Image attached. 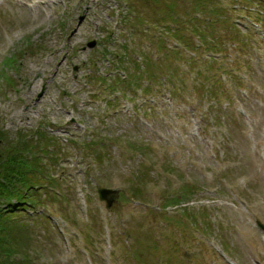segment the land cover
Returning <instances> with one entry per match:
<instances>
[{
    "label": "rangeland",
    "instance_id": "374dc122",
    "mask_svg": "<svg viewBox=\"0 0 264 264\" xmlns=\"http://www.w3.org/2000/svg\"><path fill=\"white\" fill-rule=\"evenodd\" d=\"M196 2L0 0V165L32 166L41 196L33 216L0 199L31 229L12 260L264 264V37L246 13L264 0Z\"/></svg>",
    "mask_w": 264,
    "mask_h": 264
},
{
    "label": "trees",
    "instance_id": "16d2710c",
    "mask_svg": "<svg viewBox=\"0 0 264 264\" xmlns=\"http://www.w3.org/2000/svg\"><path fill=\"white\" fill-rule=\"evenodd\" d=\"M193 2L194 4L192 5L195 7V9H204L203 7H200V3L196 2V0H193ZM183 14L186 15L184 16L186 18L187 15H189L190 13H188V11L186 10V12H184ZM263 14H264V10H263ZM195 19L198 20L199 18L195 17ZM195 19L192 18V22H194ZM182 21L186 22L188 20L186 19ZM236 37H238L237 34ZM231 40L236 45V48L241 47V50L237 49L238 54L244 51L245 48H242L244 47L243 42H240V40L236 39L235 37ZM207 51L211 53L219 54L213 48H209ZM5 165L8 166L7 164L0 165V170H3L4 173H6L5 177L2 175L0 176V199L3 198V200L4 199L10 200L14 197L15 198L19 197L20 199H23L25 197L24 194L26 193L24 191H21V186L26 189L28 188L31 189L32 186L35 184L30 180V175H29L31 174L30 168L33 167L28 166L27 163L22 164L24 166V171L22 172L17 171L14 174H12V171H8ZM10 174H12L10 178L5 180ZM1 180L5 182H2ZM51 182L52 184H55V181L51 180ZM17 185H20L19 188L17 187ZM38 190L31 191L33 192V194H31L30 196L34 200L36 199L39 200L41 198V196L38 193ZM1 202L2 200H0V264H18V263L22 264L20 260L15 261L14 259L12 260V258L17 254L21 256L20 254L21 252L18 250L24 247L25 245L24 243H22V240L24 239L25 236L23 231L25 230L31 232V229L29 228V226H27L28 220L23 219V217L25 216H19V215L17 217L11 216L10 214H8L7 210L5 211L1 208ZM32 219L35 218L33 217ZM19 245L20 247L15 248V246H19Z\"/></svg>",
    "mask_w": 264,
    "mask_h": 264
},
{
    "label": "water",
    "instance_id": "95a60500",
    "mask_svg": "<svg viewBox=\"0 0 264 264\" xmlns=\"http://www.w3.org/2000/svg\"><path fill=\"white\" fill-rule=\"evenodd\" d=\"M92 45H94V44H91V46ZM98 193H99L100 199L107 202L108 208L112 207L114 201L119 196V190L118 189H112V188H107V187L100 188L98 190Z\"/></svg>",
    "mask_w": 264,
    "mask_h": 264
},
{
    "label": "bare ground",
    "instance_id": "6f19581e",
    "mask_svg": "<svg viewBox=\"0 0 264 264\" xmlns=\"http://www.w3.org/2000/svg\"><path fill=\"white\" fill-rule=\"evenodd\" d=\"M18 114H20V112H19ZM27 118L31 119V116H29V115H24V119H27Z\"/></svg>",
    "mask_w": 264,
    "mask_h": 264
}]
</instances>
